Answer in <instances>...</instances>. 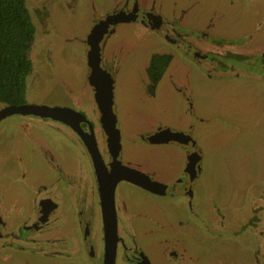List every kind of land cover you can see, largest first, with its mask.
Masks as SVG:
<instances>
[{
    "label": "flooded vegetation",
    "instance_id": "1",
    "mask_svg": "<svg viewBox=\"0 0 264 264\" xmlns=\"http://www.w3.org/2000/svg\"><path fill=\"white\" fill-rule=\"evenodd\" d=\"M77 1L23 0L27 90L49 77L66 100L52 118L4 117L0 156L27 195L0 187V264H264L261 6L207 21L202 6L108 0L77 23ZM59 48L74 63L61 77Z\"/></svg>",
    "mask_w": 264,
    "mask_h": 264
},
{
    "label": "rangeland",
    "instance_id": "2",
    "mask_svg": "<svg viewBox=\"0 0 264 264\" xmlns=\"http://www.w3.org/2000/svg\"><path fill=\"white\" fill-rule=\"evenodd\" d=\"M159 2L163 8L170 10V9H183L188 7L190 13H200L201 12V6L204 7V11L201 12L203 17L208 21L214 20V13L215 11L220 14H224L225 16H237V17H245L249 19L250 17L254 16V8L255 6H261L263 9L264 16V0H241V5L238 4L237 0H156ZM201 1V2H197ZM108 0H78L76 4L75 9V16L78 18L76 19L77 23H80L81 18L87 17L90 19V14L97 13L99 11H102L105 7L104 5ZM232 5V7H231ZM214 12V13H213ZM216 17L218 15L216 14ZM75 19V18H74ZM75 21V20H74ZM59 38H56L53 36L54 40V47L56 44H62L60 41H58ZM67 44V43H66ZM65 44V45H66ZM68 45V44H67ZM60 52L61 48L56 49L55 51V57L58 62L56 65L54 64V70H55V76L61 77L66 75V71L72 70V67L69 64L70 59L68 57V53H64V56H66V59L62 58L60 59ZM64 60V61H63ZM187 64V63H186ZM31 68H33V64H31ZM125 75L126 72L123 70L120 71V74L118 76L119 80L121 81L117 82L116 87V98H120L119 102L122 103V88L125 85ZM196 78L198 74L194 75ZM26 81V78H25ZM50 82H53L54 86L50 85ZM57 81L53 79L50 81L49 77L44 82V85H40L39 89L41 90V94H37L36 88L33 90V88H29L27 90V86L25 83V91L24 96L25 99L28 101L27 103L37 104V105H47V106H54L55 103H63L66 100V97L63 96V92L61 89H63L61 86L56 85ZM137 83V82H136ZM138 84V83H137ZM49 86H52L51 89H49ZM43 125V124H42ZM2 126H5L4 130H1L0 133V139H5L6 135L9 130H11V124L6 120L5 118L0 121V128ZM39 127V126H38ZM44 130V133L47 132V127L45 125L41 126ZM148 144H144L143 146L146 147ZM1 152V151H0ZM33 157H36V153L34 152ZM2 157L0 160V187L5 188V192H13V191H19L22 190V197H25L27 195V188L24 189V186L21 182L15 181L13 178L15 175L18 176V169L15 164L13 167H10V164H8L6 156H0ZM6 158V159H5ZM10 158V156H9ZM27 154L24 153L23 162H20L22 166L28 168L30 161L28 160ZM10 174V175H9ZM26 178V177H25ZM13 179V180H12ZM27 183L32 181V178L30 176L26 179Z\"/></svg>",
    "mask_w": 264,
    "mask_h": 264
},
{
    "label": "trees",
    "instance_id": "3",
    "mask_svg": "<svg viewBox=\"0 0 264 264\" xmlns=\"http://www.w3.org/2000/svg\"><path fill=\"white\" fill-rule=\"evenodd\" d=\"M33 26L23 0H0V103L24 101Z\"/></svg>",
    "mask_w": 264,
    "mask_h": 264
},
{
    "label": "water",
    "instance_id": "4",
    "mask_svg": "<svg viewBox=\"0 0 264 264\" xmlns=\"http://www.w3.org/2000/svg\"><path fill=\"white\" fill-rule=\"evenodd\" d=\"M28 56L31 62L32 50H30ZM62 109L64 108L58 106L37 105L32 103H22L17 105L5 104L0 107V119L12 114H18L21 116H35L39 118H52L56 112H59Z\"/></svg>",
    "mask_w": 264,
    "mask_h": 264
}]
</instances>
